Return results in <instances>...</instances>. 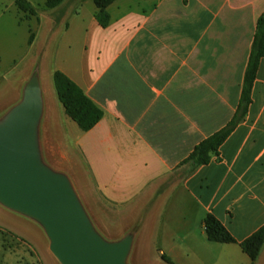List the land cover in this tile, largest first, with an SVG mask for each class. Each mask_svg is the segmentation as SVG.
I'll return each instance as SVG.
<instances>
[{
    "label": "crops",
    "instance_id": "crops-1",
    "mask_svg": "<svg viewBox=\"0 0 264 264\" xmlns=\"http://www.w3.org/2000/svg\"><path fill=\"white\" fill-rule=\"evenodd\" d=\"M89 1L54 9L67 22L68 53L53 76L63 73L104 113L76 141L94 230L110 243L132 238L131 252L152 233L172 264H264V246L255 263L240 247L264 227V59L245 121L209 165L184 164L236 114L264 0H118L106 28L96 7L84 14ZM44 144L51 163L59 152ZM208 215L237 244L210 242Z\"/></svg>",
    "mask_w": 264,
    "mask_h": 264
},
{
    "label": "rangeland",
    "instance_id": "rangeland-1",
    "mask_svg": "<svg viewBox=\"0 0 264 264\" xmlns=\"http://www.w3.org/2000/svg\"><path fill=\"white\" fill-rule=\"evenodd\" d=\"M28 1L37 9L35 17L20 12L11 0H0V123L23 102L29 84L38 82L46 103L37 130L42 162L69 179L93 220L91 175L84 168L76 146L81 131L62 114L53 78V71L68 53L67 43L60 39L67 22H62L59 12L46 7L47 0ZM93 9L95 5L89 1L84 14L88 16ZM76 50L73 48L74 53ZM45 138L59 152L51 163L43 154ZM61 153L65 158L60 157ZM186 176V170L180 172L181 180ZM136 221L132 227L139 225ZM121 233L120 226L113 231V234ZM106 241L115 239L106 238ZM0 264L61 263L50 251V240L39 222L0 203ZM129 264H166L155 248L154 234L146 233L143 244L131 252Z\"/></svg>",
    "mask_w": 264,
    "mask_h": 264
},
{
    "label": "water",
    "instance_id": "water-1",
    "mask_svg": "<svg viewBox=\"0 0 264 264\" xmlns=\"http://www.w3.org/2000/svg\"><path fill=\"white\" fill-rule=\"evenodd\" d=\"M43 113L38 82L0 123V203L39 222L61 264H127L132 238L110 243L94 230L69 179L42 162L37 130Z\"/></svg>",
    "mask_w": 264,
    "mask_h": 264
},
{
    "label": "trees",
    "instance_id": "trees-1",
    "mask_svg": "<svg viewBox=\"0 0 264 264\" xmlns=\"http://www.w3.org/2000/svg\"><path fill=\"white\" fill-rule=\"evenodd\" d=\"M17 9L29 17L37 15V9L28 0H11ZM66 0H47L46 7L50 10L57 9ZM118 0H93L97 9L96 19L101 27L106 28L110 23L108 8ZM264 59V15H262L256 27L242 91L241 100L236 114L230 123L220 132L200 143L191 156L184 162L190 164L194 169L207 166L214 156H218L220 148L232 135V133L243 123L247 117L248 110L252 104V91L257 78L261 61ZM54 85L57 97L63 106L65 113L82 132L93 130L103 119L104 113L98 108L84 92L67 76L61 72H55ZM205 230L207 238L212 243L237 244L228 230L213 216L208 215L205 219ZM264 246V227L242 242L240 247L255 263ZM167 264H172L166 256H161Z\"/></svg>",
    "mask_w": 264,
    "mask_h": 264
}]
</instances>
